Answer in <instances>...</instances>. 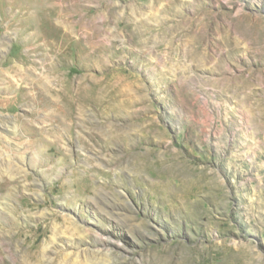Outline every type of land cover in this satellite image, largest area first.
Returning <instances> with one entry per match:
<instances>
[{"label": "rangeland", "instance_id": "374dc122", "mask_svg": "<svg viewBox=\"0 0 264 264\" xmlns=\"http://www.w3.org/2000/svg\"><path fill=\"white\" fill-rule=\"evenodd\" d=\"M0 264H264V0H0Z\"/></svg>", "mask_w": 264, "mask_h": 264}, {"label": "bare ground", "instance_id": "6f19581e", "mask_svg": "<svg viewBox=\"0 0 264 264\" xmlns=\"http://www.w3.org/2000/svg\"><path fill=\"white\" fill-rule=\"evenodd\" d=\"M45 102H46V101H45ZM48 103H51V101H50V102H48ZM76 108H77V106H76ZM69 109H70V108H69ZM77 110H78V112H79V113L81 112V110H80V109H77ZM71 111H72V110H71ZM74 111H75V109H74ZM62 113H64V112L62 111ZM79 113H77V114H79ZM68 114H69V113H68ZM68 114H67V115H68ZM69 116H70V115H69ZM73 117H74V116H73ZM79 118H80V117H79ZM24 125H26V124H24ZM24 125H23V126H24ZM25 127H26V126H25ZM21 130H22V129H21ZM34 134H35V133H34Z\"/></svg>", "mask_w": 264, "mask_h": 264}]
</instances>
